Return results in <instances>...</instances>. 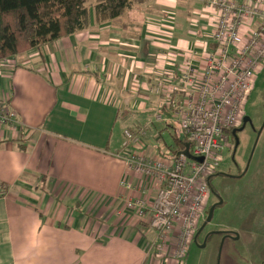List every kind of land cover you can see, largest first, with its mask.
<instances>
[{
  "label": "crops",
  "instance_id": "obj_1",
  "mask_svg": "<svg viewBox=\"0 0 264 264\" xmlns=\"http://www.w3.org/2000/svg\"><path fill=\"white\" fill-rule=\"evenodd\" d=\"M228 1L264 9V0ZM209 2L146 0L114 21H92L9 58L2 83L20 124L0 127V184L10 189L0 199V264H181L173 245L169 257L158 253L150 212L140 217L123 206L152 200L153 179L133 174L113 154L123 150L126 129L148 131L147 156L159 157L164 144L153 122L161 96L150 92L158 84L149 34L158 33L147 23L168 15L175 21L176 67L190 52L214 49ZM252 27L242 26L243 35Z\"/></svg>",
  "mask_w": 264,
  "mask_h": 264
},
{
  "label": "built area",
  "instance_id": "obj_2",
  "mask_svg": "<svg viewBox=\"0 0 264 264\" xmlns=\"http://www.w3.org/2000/svg\"><path fill=\"white\" fill-rule=\"evenodd\" d=\"M205 11L211 13V24L214 23V49L190 52L176 67L171 62L178 53L169 44L174 25L147 23L148 31L157 30L155 42L162 43L152 42L150 56L156 62L153 75L158 84L150 92L161 96V106L166 111V117L160 114L156 119L179 126L187 143L185 149L172 151L162 145L159 157L147 156L143 151L148 145V131L141 128L134 133L126 129L123 150L113 154L124 160L133 174L153 179L156 195L152 200L132 198L123 206L125 211H136L140 217L150 212L158 253L169 257L168 247L173 245L171 255L177 260L186 257L198 223L206 218L209 178L219 170L231 131L245 117L243 106L264 63V9L252 2L210 0ZM255 19L257 22L253 23ZM164 21L171 23L170 15ZM251 23L253 27L246 37L242 26ZM8 64L9 58L0 61V127L17 128L18 114L10 107V97L4 93L2 83L3 68ZM9 190L0 184V199Z\"/></svg>",
  "mask_w": 264,
  "mask_h": 264
},
{
  "label": "rangeland",
  "instance_id": "obj_3",
  "mask_svg": "<svg viewBox=\"0 0 264 264\" xmlns=\"http://www.w3.org/2000/svg\"><path fill=\"white\" fill-rule=\"evenodd\" d=\"M208 17L207 22L209 23L212 18ZM155 23L164 26H176L175 21ZM194 25L195 22H192L191 26ZM149 35L158 40L154 34ZM172 35L169 44L173 43L174 32H172ZM158 43L162 44L161 42ZM157 49L161 52L160 48ZM150 59L152 61V58ZM243 110L252 119L254 125L259 126L262 124L264 119V63L260 66L255 80L252 81V90L243 106ZM158 113L166 117L165 110H160ZM122 121L126 125L125 120L120 118L117 129L122 130V127L124 128ZM153 122L161 129L162 139L168 145L177 144L174 139L175 134L177 138L185 140L182 133H179L180 128L178 125L175 124L173 128L167 130L165 124L155 121V117ZM128 128H135V126H129ZM239 134L242 137V147H239L240 150L236 159L239 163L238 167L243 171L247 164V158L250 157L253 150L255 137L249 129ZM163 141H161L162 144ZM228 144V149L226 148L221 159L219 173L229 171L237 173V167L234 166L231 155L235 146L234 142L231 141V137ZM180 146L185 147L186 145L182 143ZM243 152L245 154L244 159L242 157ZM216 191L221 195L224 205L215 210L212 221L206 225V229L199 236L198 242H190L186 258L181 260V264H264V136L257 145L251 165L243 179H229L221 176V174L213 176L204 205L206 215L210 206L216 201ZM8 197L9 192L3 199ZM206 218L200 220L198 228L204 225ZM228 231L236 232L239 239L226 238L223 240L222 236L218 234ZM208 232L213 234L207 239L205 247H201L206 239L205 233ZM214 232L218 233L214 234Z\"/></svg>",
  "mask_w": 264,
  "mask_h": 264
},
{
  "label": "trees",
  "instance_id": "obj_4",
  "mask_svg": "<svg viewBox=\"0 0 264 264\" xmlns=\"http://www.w3.org/2000/svg\"><path fill=\"white\" fill-rule=\"evenodd\" d=\"M145 1L0 0V61L82 32L92 21L96 24L114 21L135 4ZM174 139L176 145L162 141L172 151L185 149L186 146H180L187 144L185 140L177 138L176 134Z\"/></svg>",
  "mask_w": 264,
  "mask_h": 264
},
{
  "label": "flooded vegetation",
  "instance_id": "obj_5",
  "mask_svg": "<svg viewBox=\"0 0 264 264\" xmlns=\"http://www.w3.org/2000/svg\"><path fill=\"white\" fill-rule=\"evenodd\" d=\"M247 115L245 114V117H246ZM245 117L243 118V120L241 121V123H240V125L237 127V128H235V129H233L232 131H231V141L232 140H234V142H235V137L233 136V131L234 130H239V129H241L242 127H244V129L242 130V131H239V132H237V136H238V138H239V144H238V146H234V149H233V152H232V159H233V162H234V166L235 167H237V173H232L231 171H229V172H225V173H219V171L217 172V174L219 173V174H221V176H223V177H225V178H229V179H243L244 177H245V175H246V173L248 172V169H249V167H250V165H251V162H252V160H253V157H254V155H255V151H256V149L254 150V147H253V150H252V152H251V155H250V157L249 158H247V164L245 165V167H244V169H243V171L238 167L239 166V163H238V160L236 159V157L238 156V151L240 150L239 149V147L241 146L242 147V137L240 136V134L239 133H243L244 131H246L247 129H249L251 132H252V135L255 137V142L258 140V143H259V141H260V139L262 138V136H264V127H263V125H264V119H263V122H262V124L261 125H259V126H256V125H254L253 123H252V125H251V123H247L245 126H244V119H245ZM251 119V118H250ZM251 121H252V119H251ZM250 140V139H249ZM234 144H236V143H234ZM255 145V144H254ZM258 145V144H257ZM257 148V147H256ZM228 149V148H227ZM229 152H230V150H229ZM254 152V154H253V156H252V153ZM245 156V154H244V152H243V155H242V157H243V159L245 158L244 157ZM252 157V158H251ZM250 158H251V160H250ZM215 196L217 197L216 198V201L210 206V208L213 206V205H215V204H218L219 202H220V200L222 199V197H221V195L216 191V193H215ZM223 200V199H222ZM222 205H224V201H223V204ZM222 205H219V206H217L216 207V209L218 208V207H220V206H222ZM210 208L208 209V211L210 210ZM207 215H208V212H207ZM206 215V216H207ZM201 227H199L197 230H196V232H195V235L198 233V231H199V229H200ZM205 229H206V227H204V229H203V231L201 232V234H200V236L204 233V231H205ZM206 234V236L208 235V234H210V232H208V233H205ZM221 236H222V238H224L225 237V234H220Z\"/></svg>",
  "mask_w": 264,
  "mask_h": 264
},
{
  "label": "water",
  "instance_id": "obj_6",
  "mask_svg": "<svg viewBox=\"0 0 264 264\" xmlns=\"http://www.w3.org/2000/svg\"><path fill=\"white\" fill-rule=\"evenodd\" d=\"M247 123H251V125H252V121H251V119H250L249 116H246V117H245V119H244V126H245ZM263 127H264V125H263ZM243 129H244V127H242V128L239 129V130L236 129V130L233 131V136L235 137V143H236L235 146H238V144H239V138H238V136H237V132L242 131ZM257 144H258V140L255 142L254 150L256 149ZM253 154H254V152L252 153V156H253ZM251 158H252V157H251ZM251 158H250V160H251ZM196 160L199 161V162H202V161H203L202 158H196ZM222 204H223V200L221 199L220 202H219L218 204H215V205H213V206L210 208V210L208 211V215H207V218H206V220H205L204 225L199 229L198 233H197V234L195 235V237H194V240H193V241H194L195 243L198 242V238H199L201 232L203 231L204 227H206V225H208V224L212 221L213 216H214V212H215V210H216V207L219 206V205H222ZM214 233H218V232H214ZM211 234H213V233H210V234H208V235L206 236V239H205V241H204V243H203V245H202L201 247H205V245H206V241H207V239L209 238V236H210ZM218 234H225V237L223 238V240H225L226 238H233V239H236V240L239 239V235H238L236 232H234V231L220 232V233H218Z\"/></svg>",
  "mask_w": 264,
  "mask_h": 264
}]
</instances>
